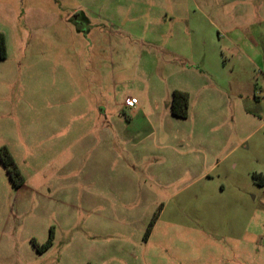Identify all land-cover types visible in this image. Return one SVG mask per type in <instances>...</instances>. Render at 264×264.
Masks as SVG:
<instances>
[{"label": "rangeland", "instance_id": "obj_1", "mask_svg": "<svg viewBox=\"0 0 264 264\" xmlns=\"http://www.w3.org/2000/svg\"><path fill=\"white\" fill-rule=\"evenodd\" d=\"M208 1L0 0V264H264V0Z\"/></svg>", "mask_w": 264, "mask_h": 264}, {"label": "trees", "instance_id": "obj_2", "mask_svg": "<svg viewBox=\"0 0 264 264\" xmlns=\"http://www.w3.org/2000/svg\"><path fill=\"white\" fill-rule=\"evenodd\" d=\"M80 16V15H79ZM5 58V42L4 37L0 34V59ZM188 104H189V95L187 92L174 90L172 92L171 100V114L177 118H186L188 113ZM0 161L6 168V171L12 180L13 184L16 187H20L24 183L23 176L18 169L17 165L14 163V160L9 155L5 148L0 149ZM255 177V176H254ZM263 184V183H262ZM157 215H154L150 226L154 224ZM52 241V232L48 237L47 242L42 246L43 248H48Z\"/></svg>", "mask_w": 264, "mask_h": 264}, {"label": "crops", "instance_id": "obj_3", "mask_svg": "<svg viewBox=\"0 0 264 264\" xmlns=\"http://www.w3.org/2000/svg\"><path fill=\"white\" fill-rule=\"evenodd\" d=\"M198 6V5H197ZM199 7V6H198ZM213 7H214V4H213V0H209L208 2H207V4H206V8H205V10H208V9H210L211 10V14H213ZM79 14V13H78ZM82 14V13H81ZM83 15V17L85 18L86 16H84V14H82ZM86 19V18H85ZM209 20V22L211 23V24H214V21H213V19H208ZM144 27H145V25H144ZM158 28H160V30L161 31H165V29L167 28V24L166 23H164V24H161V25H158L157 26V29ZM238 27H234V29H237ZM159 31V30H158ZM148 37V39L146 40V38H139V36H134V35H130V37H133V38H135V39H137V41L140 43V41H143V43L142 44H144V43H147L149 46L151 45V44H155V43H159V46H160V48H162V49H164L167 53H172L173 52V49H171L172 47H171V43H173V44H175L174 43V40H173V37H170V40L169 41H161V39L159 38V40H157L155 37H153V36H151V35H147ZM168 44H169V46H168ZM175 48V47H174ZM173 54H176L175 52H173ZM217 57H218V61H219V59H220V57L217 55ZM182 58V57H181ZM218 69V66H217V68L215 69V75H216V70ZM188 71H190V70H184L183 71V73H184V77L185 78H187L188 79ZM205 74H207L208 76H209V73H205ZM212 78H214L213 76H212ZM189 80V79H188ZM214 80V79H213ZM190 81V80H189ZM158 85H161V81H159L158 79H157V81H155ZM202 83H211V80H202L201 81ZM189 84H187L186 86H188ZM148 86V85H147ZM145 86H143V88H144ZM240 87V86H239ZM180 90H182V91H185V92H190V89L189 88H185V87H181V88H179ZM142 94H144V92H142ZM190 95V94H189ZM130 97H134V96H128V97H126L125 98V100L126 99H128V98H130ZM125 100H124V102H125ZM138 100V102H137V105L134 107V108H127V107H125V105H124V102H123V104H122V107H124V108H126V109H130L131 110V113L134 115V116H138V115H145L146 114V112H147V108H148V104H147V102H146V100L144 101H140V99H137ZM148 101V100H147ZM149 103V102H148Z\"/></svg>", "mask_w": 264, "mask_h": 264}, {"label": "built area", "instance_id": "obj_4", "mask_svg": "<svg viewBox=\"0 0 264 264\" xmlns=\"http://www.w3.org/2000/svg\"><path fill=\"white\" fill-rule=\"evenodd\" d=\"M137 102H138L137 98L130 97L125 100L124 105L127 108H134L137 105Z\"/></svg>", "mask_w": 264, "mask_h": 264}, {"label": "flooded vegetation", "instance_id": "obj_5", "mask_svg": "<svg viewBox=\"0 0 264 264\" xmlns=\"http://www.w3.org/2000/svg\"><path fill=\"white\" fill-rule=\"evenodd\" d=\"M80 14H75L74 17H73V21L78 24L80 23V21L78 20V17H79Z\"/></svg>", "mask_w": 264, "mask_h": 264}]
</instances>
